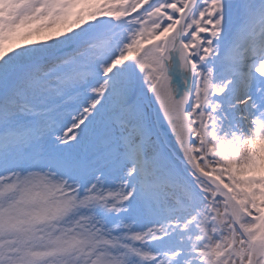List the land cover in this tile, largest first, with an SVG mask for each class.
<instances>
[{
    "label": "snow or ice",
    "instance_id": "6c2138e0",
    "mask_svg": "<svg viewBox=\"0 0 264 264\" xmlns=\"http://www.w3.org/2000/svg\"><path fill=\"white\" fill-rule=\"evenodd\" d=\"M0 264H264V0H0Z\"/></svg>",
    "mask_w": 264,
    "mask_h": 264
}]
</instances>
